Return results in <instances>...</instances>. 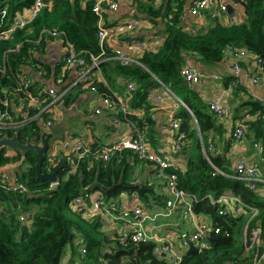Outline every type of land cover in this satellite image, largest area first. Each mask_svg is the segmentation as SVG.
<instances>
[{
    "label": "trees",
    "instance_id": "16d2710c",
    "mask_svg": "<svg viewBox=\"0 0 264 264\" xmlns=\"http://www.w3.org/2000/svg\"><path fill=\"white\" fill-rule=\"evenodd\" d=\"M93 1L87 0L83 7L82 0H44L38 14L24 27L18 28L13 38H0V94H3V87L13 84L7 74L1 71L4 63H10L15 69H23L25 64L34 63V60H38L36 50L48 38H54L48 32L53 28L66 32L78 50L99 54L97 17L92 11ZM187 1L126 0V4L122 3L124 8L113 10L114 16L110 14V20L119 22L129 17L149 20L154 28L160 29L156 34L163 35L164 40L157 50L137 54L135 62L124 65L118 60L110 59L101 62L100 66L109 84L114 85L116 81L124 79L136 84V90L129 101L130 108L150 105L146 102L148 93L156 88V83L160 86L161 82L178 94H183L186 104L197 118L208 158L202 150L192 113L180 104L176 116L181 124L175 141L180 145L175 146V150L187 155V167L181 169L172 164L168 172L176 174L179 188L195 195L196 200L192 204L194 212L209 216L216 226L221 227V232L209 234L206 238L207 245L202 249L187 250L179 264H252L254 249H247L246 246L250 242L251 226L260 225L264 239V182L259 183L258 189L253 190L237 177L222 173L212 174V163L223 169L225 161H220L221 156L212 151V146L216 148V143L218 144L212 135L213 130L217 133L220 131L218 118L201 99L199 92L185 83L182 69L190 65L191 61L192 65L205 72L218 65L227 51L234 47L245 48L264 59V0H242L244 17L238 22H226L223 17L212 18L208 14L204 22L193 21L194 30L180 24ZM34 3L35 0H0L1 7L7 8V15L3 19L0 16V29L11 26L15 17L28 11ZM57 64L53 68L54 88L61 93L75 80H68L67 72L59 80L58 73L61 72L62 65L67 64L65 61ZM43 66L49 72L52 69L50 65ZM37 67V70L42 68L36 65L35 68ZM71 67L73 66L67 68ZM43 73V77L52 75ZM95 84L100 91H107L104 82ZM86 95L82 84L76 82L62 95V100L69 106L79 99L80 103L84 102ZM48 103L46 101L41 106ZM36 111L39 113L40 109ZM52 115L51 109L45 108L20 127L0 130V136L17 132L21 141L25 142L29 138L39 143L46 121ZM128 118L146 141L155 146L154 120L149 106L146 107L144 115L128 114ZM258 121L263 120L260 118ZM216 136L221 137L220 134ZM65 138V134L61 133L60 141L64 142ZM50 140L51 138L42 168L48 171L58 169L59 183L55 189H50L49 180L37 177L38 154L35 151L28 152L20 166L19 151L10 154L9 148H0V167L14 165L15 172L28 188L27 192L19 193L0 185V206L3 208L0 214V264H61L65 259L67 244H70L68 258L71 264H172L165 254L154 253L157 245L155 242H142L137 245L122 237L120 224L104 225L98 215L87 216L77 212L71 203L75 196L86 190H99L115 198H120L123 194L131 197L136 194L143 202L155 200L154 202L163 206V193L157 191L148 178L140 181L149 163L140 160L129 149L114 152L109 161L103 162L95 150H101L104 146L94 143L91 144L90 151L78 160L75 171L69 173L73 164L69 154L61 147L56 152L59 162L54 166V145H50ZM70 156L77 158L74 151L70 152ZM227 189L239 196L241 202H225L222 207L228 212L222 215L219 213L221 205L213 200L218 199ZM152 205L156 204L150 206ZM253 207L257 210L254 216ZM20 214L31 220L29 227L20 224ZM227 231L229 235H226ZM82 247L86 248L85 253L82 252Z\"/></svg>",
    "mask_w": 264,
    "mask_h": 264
},
{
    "label": "built area",
    "instance_id": "2783aa9c",
    "mask_svg": "<svg viewBox=\"0 0 264 264\" xmlns=\"http://www.w3.org/2000/svg\"><path fill=\"white\" fill-rule=\"evenodd\" d=\"M160 1V0H157ZM242 0H190V3L185 7V10L191 16H197L204 13V10L211 8V15L213 18L218 17L222 13H227L229 5H232L237 12V7L241 6ZM217 3L218 8L213 9L212 4ZM118 0H95L92 4V11L97 17V36L100 46L99 54L87 52L84 50H78L73 42L67 37L64 31L53 28L49 30V34L54 38H57L63 45V61L67 65L76 66L78 68H85L87 65L92 67H100V63L104 58L109 56L118 57L124 64H128L133 61L132 54H143L149 50H157L158 46L153 40H139L133 38V34L138 31L140 22L135 18H128L123 21L113 22L110 17L107 16V12L118 9ZM44 5V0H35L33 6L25 13L19 14L15 17L11 26L0 29V38H13L15 31L18 28L24 27L32 18H34L40 9ZM7 15V8H2L0 5V16L3 19ZM244 15V14H243ZM181 22L184 15L181 14ZM111 21V23H110ZM171 24L173 21H170ZM40 40V39H39ZM38 40V41H39ZM89 53V56L87 55ZM86 54V55H85ZM112 54V55H108ZM232 55L235 57L234 70L238 73L241 69L239 59L250 57L252 59V65L257 69L264 68V59L257 53H253L245 48H232ZM89 57V58H88ZM2 72L7 74V77L12 80L13 84L3 87V94H0V130H13L20 127L30 120L34 119L42 110L50 108L53 115L46 121L44 129H50L54 125V105L62 100V95L71 88L77 81L64 90L61 93L54 87H43L39 90H34L31 87L29 74L23 69H15L10 63H4L1 68ZM43 73V71H41ZM183 76L192 82H200L202 73L196 68L185 66L182 69ZM257 81L258 78L254 77ZM90 82V80L88 81ZM87 82V83H88ZM126 86L128 96L131 98L136 90V84L126 79ZM90 89L98 93L99 104L94 106V112L101 114L104 109H114L119 105V110L123 114H128L129 106L121 100H116L112 94L107 91H100L95 83H90ZM152 96V93H151ZM159 99H163L162 96H158ZM49 101L46 106H41L44 102ZM211 110L218 116H223L228 113V108L220 103V101H212L210 103ZM40 109L39 113L36 111ZM35 112V113H34ZM264 119V115H262ZM112 123L118 121V117L110 115ZM180 123L174 120L173 126L179 127ZM91 124L88 125L91 128ZM264 135V125H263ZM245 134V126L238 124L234 128L233 138L240 139ZM180 143L176 142V147H179ZM56 147V146H55ZM255 147L259 151V160L252 161L246 157H242L235 167V175L237 178L244 180L249 188L256 190L259 187V183L263 181L264 174V143L256 142ZM91 149L89 142L78 141L74 145V155L77 157L74 159L69 154L73 168L70 172L75 171L78 165V160L84 156V154ZM133 150L137 154L140 160H147L151 162L154 174L158 177L165 179L164 184V196L165 203L169 210L163 212V214H171L175 209V206L179 203L183 206V214L190 218L195 224L193 231L180 232L178 229H168L166 233H162L161 229H146L147 218H156V214H149L141 206H128L126 200L122 197L115 198L105 195L102 191H89L86 190L83 194H79L72 199V207L75 211L86 214L87 216L98 215L100 221L104 225L120 224L121 235L123 238H128L131 242L139 245L142 242L153 241L157 245L154 248L155 254H165L170 258L172 264H179L187 250L190 248V244H194L200 249L207 245V236L214 232L219 234L221 227L216 226L212 221H206L200 217L199 214L194 212L192 204L196 200L195 195L187 192L186 190L177 186V176L174 172H168V168L172 165V162L156 152L150 151L142 139L140 130L134 125H131L130 132L105 145L103 149L95 150V153L101 157L103 162L110 160V156L114 152H122L125 150ZM56 152L52 153V159L56 161L54 166L59 162V158L56 156ZM24 170H27L25 168ZM14 165L7 164L0 167V185L6 189L17 191L19 193H25L28 188L25 183L20 180L19 175L15 172ZM220 173V169L214 167L213 175ZM57 182H50V189H55L58 185ZM192 198V201H188ZM234 200L241 202L239 196L235 195L231 189L225 190V192L214 203L221 205L219 213L222 215L227 214L228 210L222 205L229 201ZM3 208L0 206V214ZM257 213L255 207H253L252 216ZM188 220V219H187ZM19 221L21 225H31V220L26 215L20 214ZM248 223L246 225L247 232ZM250 242L247 244V249H254L252 264H264V239L263 229L260 225L251 226L249 229ZM229 235V231L226 232ZM82 252H86V248H81ZM61 264H71L68 256L62 261ZM137 264H148L146 262H138Z\"/></svg>",
    "mask_w": 264,
    "mask_h": 264
},
{
    "label": "crops",
    "instance_id": "0c3cea01",
    "mask_svg": "<svg viewBox=\"0 0 264 264\" xmlns=\"http://www.w3.org/2000/svg\"><path fill=\"white\" fill-rule=\"evenodd\" d=\"M86 1L87 0H82L81 4L83 7H85ZM125 1L118 0V9H120V7L124 8L122 3L126 4ZM189 3L190 0L187 1L185 7ZM211 7L213 9H217L218 5L217 3H214ZM126 10L129 11L128 9ZM238 11L240 12V16L238 19L234 20ZM112 12L114 11H108L107 16L112 18L110 15ZM237 12L234 15H230L229 12L222 13L218 17H223L226 22H238L244 17L242 5L237 7ZM208 14H210L212 17L211 8L204 10L203 14L197 16L189 15L184 8V18L181 24L187 26V28L190 30H194L193 21L204 22L207 20ZM112 15L114 16V14ZM138 21L140 22L138 31L133 34L132 37L139 40H153L159 47V45L164 40L163 35L156 34V31L160 29L154 28V24L149 20L146 21L138 19ZM140 35L143 37H140ZM35 53L38 60H34V63L32 64L29 63L24 65V70L29 74L31 86H33L35 90L49 86L54 87L55 74L53 68L58 65V62L63 61L64 50L62 42L57 38H48L46 43L36 50ZM132 56L134 59L131 62H135L137 54H132ZM110 59L118 60L121 64H124L115 55L104 58L102 62L104 60ZM234 62H236V59L232 55V49L227 51L225 58L218 65L214 66L212 69H208L205 72H202L201 69L196 65H192L193 63L190 61L191 64L188 66L196 68L203 75L200 82L196 83L188 80L190 85L185 82L188 86L194 87L195 90L199 92V96L205 102V104L209 106V108L212 101H220V103L226 106L229 110L227 114L218 116L210 108V111L218 118V126L220 128L219 133H217L215 130L212 132L215 141L218 142V144L216 143V148H213L212 146V151H214L215 154H218V156H221L220 161L225 160L223 162V169L214 165L213 163L212 165L213 167L220 169V173L232 177H236L235 167L242 157H246L248 160L252 161L259 160L260 154L258 149L255 147V143H264L262 128L264 125V119L262 118V115H264V68H255L252 65V59L250 57H245L238 60V62L241 64V69L238 73H236L233 67ZM43 64L50 65L52 68L51 71H47ZM36 65L42 68L37 70L38 67L35 68ZM67 67L69 66L62 65L60 69L61 72L58 73L60 74L59 80H61L63 74L67 72V79L80 82L82 84V89H85L87 95L84 102L81 103L80 99L69 106L64 104V100H60L59 102L57 101L55 103L53 107L55 117L54 123H57L65 118L67 119L66 126L61 129L59 134L61 136V133H64L66 137L64 142L61 141V144L58 146L59 151L61 147V149H63L66 154L72 152L75 143L78 141L89 142L90 144L99 143L105 146L130 132L132 124L128 118V114L142 116L146 113V107L149 106L151 117L154 120L156 145L154 146L151 142L146 141L141 133L142 139L150 151L164 155L172 162V164L176 165L178 168L184 169L187 167V155L185 156L179 150H175L176 134H178L180 125L179 127L173 126L174 120L179 121L181 124V120H179V118L176 116V113L179 105L182 104L192 113L194 117L195 125L198 128V136L202 150L208 158L207 151L204 147L203 139L201 137L197 118L186 104L183 94H178L161 82L160 86H158V83H156V88L152 89L146 98V102L150 105L145 104L144 106L142 105L137 108H130L129 101L132 97L130 98L128 96L126 79L120 81L118 78V81L112 85L109 84L103 76L101 66L97 68L92 67L89 64L85 68H78L76 66L71 68ZM66 69L70 70L66 71ZM41 71L52 75L43 77L44 73H41ZM254 77H257L258 80L255 81ZM89 80L90 82H88ZM96 82H104L105 86H107L106 90L108 93L112 94V96L117 101L121 100L128 104V114H123L119 110V105H117L114 109L106 108L101 114H96L94 112V106L99 104V100L97 98L98 93L90 89V83ZM158 96H162L163 99H159ZM112 114L118 117L117 122H111L110 115ZM260 118L263 120L262 122L258 121ZM89 124L92 125L91 128L88 127ZM183 124H185V122ZM238 124L245 126V134L240 139H234V128ZM217 134H220L221 137L218 138L216 136ZM193 145L194 143L191 145V147ZM210 149L211 146L209 145V150ZM14 152L15 150L9 148L10 154H13ZM143 161L149 163V166L147 167L148 169L143 171V174L146 173L145 178H148L150 180V184H152L154 188L157 189V191L162 192L164 195L163 186L165 184V179L154 174L151 162L147 160ZM262 182H264V174ZM122 198L126 200V204L128 206H141L147 214L150 212L152 214H156L155 219L153 217L147 218V230H151L153 228H162L161 232L166 233L168 229L172 230L176 228L180 232H191L195 228V224H193L192 220L183 214L184 208L179 203L175 206V209L171 214H163V212H167L169 210L165 203V196L163 200V206L157 202H154L155 200L143 202L137 197L136 194L133 197L123 194ZM188 201H192V198H189ZM154 203L156 205L150 206ZM200 217L206 221H211L207 215H200Z\"/></svg>",
    "mask_w": 264,
    "mask_h": 264
},
{
    "label": "water",
    "instance_id": "95a60500",
    "mask_svg": "<svg viewBox=\"0 0 264 264\" xmlns=\"http://www.w3.org/2000/svg\"><path fill=\"white\" fill-rule=\"evenodd\" d=\"M228 12L230 15L235 14L234 7L229 5ZM185 82L190 85V82L185 79ZM156 85V84H155ZM67 119H63L54 125L50 129H44L41 134V141L36 143L31 139H27L25 142L21 141L18 137L17 132H14L12 135H1L0 136V148L7 147L21 153V159L19 165L21 166L26 158V154L30 151H35L38 154V160L36 163L37 177L41 180H49L50 182L58 181V169L54 171H48L42 168L44 162L46 151L49 147V139L53 136H58L61 132V129L66 126ZM146 176V173L140 178L142 182ZM189 249L199 250L197 246L193 243L190 244ZM164 255V254H163Z\"/></svg>",
    "mask_w": 264,
    "mask_h": 264
},
{
    "label": "rangeland",
    "instance_id": "374dc122",
    "mask_svg": "<svg viewBox=\"0 0 264 264\" xmlns=\"http://www.w3.org/2000/svg\"><path fill=\"white\" fill-rule=\"evenodd\" d=\"M240 16V12L238 11L235 19H238V17ZM61 144L60 138L59 136H53L50 140V145H54V151L55 152H59L58 146ZM56 146V147H55ZM123 200H125L124 198H122ZM70 252V244H67L66 248H65V253H64V257H67L69 255Z\"/></svg>",
    "mask_w": 264,
    "mask_h": 264
},
{
    "label": "clouds",
    "instance_id": "9594fccd",
    "mask_svg": "<svg viewBox=\"0 0 264 264\" xmlns=\"http://www.w3.org/2000/svg\"><path fill=\"white\" fill-rule=\"evenodd\" d=\"M27 12V11H26ZM66 33V32H65Z\"/></svg>",
    "mask_w": 264,
    "mask_h": 264
}]
</instances>
